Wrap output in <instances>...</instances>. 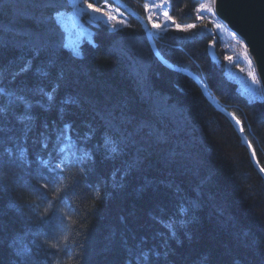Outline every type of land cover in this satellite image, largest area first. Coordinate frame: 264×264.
Listing matches in <instances>:
<instances>
[{"label":"trees","instance_id":"obj_1","mask_svg":"<svg viewBox=\"0 0 264 264\" xmlns=\"http://www.w3.org/2000/svg\"><path fill=\"white\" fill-rule=\"evenodd\" d=\"M65 1L0 3V87L8 94L0 97V152L26 147L29 161L16 175L0 174L3 186L13 185L0 187V264H144L141 253L147 264H264L255 242H264V177L230 120L191 77L155 57L138 23L114 33L93 27L96 46L84 43L82 56L73 58L60 48L58 25L46 19L65 10ZM196 6L172 0L173 21L195 24ZM171 34L161 38L162 57L203 74L264 167V98L249 99L228 79L218 42L219 61L211 59L209 31ZM37 35L39 56L32 51ZM29 60L31 70L21 73ZM57 84L51 110L35 106L48 104L36 89ZM20 96L34 104L30 132L17 119L25 111ZM69 97L75 103L64 104ZM63 122L72 124L80 151L58 152L55 131ZM45 131L52 136L47 149L39 142ZM106 139L117 152L104 151ZM85 148L95 163L81 174L76 156ZM37 157L63 159L65 173L57 179Z\"/></svg>","mask_w":264,"mask_h":264},{"label":"snow or ice","instance_id":"obj_2","mask_svg":"<svg viewBox=\"0 0 264 264\" xmlns=\"http://www.w3.org/2000/svg\"><path fill=\"white\" fill-rule=\"evenodd\" d=\"M4 0H0V3H3ZM18 2V0H16ZM66 3L68 7L63 11H57L55 12L51 17H48L46 19L54 21L59 27L61 31V38H60V48L61 49H67L70 53V55L73 58H79L82 56V51L80 48V44L83 40L84 33H77V28L81 27V18L83 14L88 13L90 15V21L89 26L90 27H99V22H103V26L110 30L111 32H117L122 30L124 27H128L129 25L126 24L125 19L120 18L118 20V16H122L120 13V6L113 8L112 4L120 5V0H95V3L89 2V0H66ZM172 3V0H160V3H157V0H151V3H144L143 7L144 9L149 12L148 20L152 21V16L156 14L157 9H166L168 6H170ZM215 3V0H211L209 3H204L201 5V7L198 9L199 12H212V4ZM36 7L41 6H49L47 4L40 5L36 4ZM70 9V11H69ZM165 19V21H173V18L169 15L167 10H164L160 13ZM215 15V13H213ZM37 20V22H43V18L41 17H33ZM198 19L203 20V16H199ZM116 24L112 23V21H117ZM215 28L223 31L227 25L222 23H217L216 21H211ZM152 27L156 29H161V25L157 24L155 22L152 23ZM175 27L177 30L187 31L188 29L195 28V24H187V25H180L175 24ZM166 30V27H165ZM87 32V30H85ZM88 35H93L92 32H87ZM233 37H237V33L233 31L232 33ZM77 35L80 37V39H73V36ZM36 41V46L33 47L32 51L35 56H39V54L44 50L43 44L41 43L42 37L40 36H34L32 37ZM90 46L95 47L94 41H88ZM226 59L228 61L233 60V56H226ZM51 62V61H50ZM249 64H251V60L248 61ZM32 68V62L31 60L27 61V63L24 64V66L20 69L21 73H26ZM243 70V69H242ZM39 71V69L37 70ZM43 75H47V73H42ZM249 76L252 79V83L256 85L257 87L260 86V81L257 80L256 76L253 73H249ZM59 85L57 84L51 91H45L44 88L40 87L36 89L37 94L41 95L43 98L46 99L48 102L47 105L43 102V100H37L35 101V106H38L42 108L44 111H50L52 108V105L54 104V93L56 91V88H58ZM207 86H205L206 88ZM8 95L4 88L0 87V97ZM18 101H20L25 111L21 113L17 119L18 121L24 125L25 132H30L32 128L35 126L37 117L32 113L31 109L34 107L33 102L25 99V97L20 96L16 97ZM64 104H71L75 103V101L72 98H66L63 101ZM5 113V109L3 107H0V116H2ZM61 120H63V115H61ZM236 124L241 125V121L239 119H236ZM45 129L48 128V125L45 123L43 125ZM241 131H243V127L240 128ZM0 132H3V128H0ZM73 126L69 122H63L62 125L58 126L55 131V139L56 141L61 145L58 148L59 153H64L66 150L71 151L73 148H76L77 151H80L79 147L76 143L73 141ZM92 133L88 132L85 133L82 139L87 140L91 137ZM52 139V136L47 133V131L41 133V140L39 141L40 144L43 146L44 149H47L49 146V141ZM113 142L106 139L105 140V146L104 151L108 152L111 151L113 153L117 152L116 147L109 148L108 145L112 144ZM246 144L250 145V142L245 141ZM49 155H52V153H49ZM72 155L75 156L76 153L72 152ZM253 158H255V150L252 152ZM38 163L43 166L45 169H48L51 167V170L56 173L57 179L59 177L63 176V174L66 171V166H64V160L61 159L59 164L53 163L51 160H45L42 157L36 158ZM76 159L80 162L81 166L79 168V172L81 174H84L86 171V165H90L95 163V157L93 156L92 152L87 150L85 148L81 155L76 156ZM28 161V149L26 147H17L15 151H13L10 148H6L3 150V152H0V174L6 173V172H13L14 175L16 173L14 172V169L21 168L23 165L27 164ZM261 173H264V167H261L259 169ZM3 186V182L0 181V187ZM43 187L47 188V184L43 185ZM56 191H59L57 188ZM183 212L184 209H181ZM173 235L175 233L173 232ZM256 244L259 246L260 251L262 254H264V242L260 241L259 239H256ZM52 247H56V245H52ZM141 258L144 262V264H147L148 262V254L147 253H141ZM139 264V260H138ZM201 264H204L202 261ZM236 264H240L239 261L236 262Z\"/></svg>","mask_w":264,"mask_h":264},{"label":"rangeland","instance_id":"obj_3","mask_svg":"<svg viewBox=\"0 0 264 264\" xmlns=\"http://www.w3.org/2000/svg\"><path fill=\"white\" fill-rule=\"evenodd\" d=\"M129 1L134 2V4L138 5L139 6L138 9L141 10L143 13L142 14L139 13V11L137 9H135L136 7L129 4L128 0H120V5L113 3L112 4L113 8L120 6V13L122 14V16H118V20L120 18H123V19H125L126 24L129 25L128 27H124L122 30L117 31V32H123L126 30L134 31V30H136L135 23H138L140 29L143 32H145V39L147 40V42L150 46V50L153 52L155 57H157L164 65L166 63L169 65V66H167V64H166L165 66H167L171 69H174L176 71L180 70L179 72H182L185 74V72L189 73L191 71H189L187 69L179 68L177 66H174L173 64H171L170 62H168L167 60H165L162 57V55L160 54V51H159L160 45L165 47L167 45V43L166 42L161 43V40H162L161 38L167 37V36L171 37L172 35H174V34H171L172 32L173 33H179V34H188L190 32H193L194 30H197V28H198V31L199 30L203 31V29L205 31H209V33H211L213 35V38H214L213 42L208 47L210 54H211V59L213 61H216V62L219 61L218 57L216 55L218 53V48L216 47V42H218V46L220 48V51L223 53L220 61L223 64V69H224V72L226 73V76L228 77V79H230V81L237 84L238 89L240 90L241 94L246 95L249 99L255 100V99L264 98V87H263L262 81L259 77L256 64H255V62H253L252 56L248 50V46L246 45L244 40L239 35H237V37H233L231 34L232 31L230 29H228L227 27L223 31H220V30L215 28L214 24L211 22L213 20L216 21L217 23L224 24L216 14L215 3L212 4V12L205 11V12L201 13L198 11V9L201 7L202 4L209 3V2H211V0H196L197 6L193 10V13H195L194 14L195 18L197 20V22L195 23L196 27L188 29L187 31L177 30L175 27V24H177V23H173L172 21H165L164 17L162 15H160V13L162 11L167 10L169 15L171 16V5L168 6L166 9L155 10L156 14L152 16V21H149L148 16L150 13L144 9L143 5L146 2L151 3V0H145L144 2H140V3L135 2L134 0H129ZM89 2L95 3V0H89ZM110 2H111V0H110ZM65 3H66V1H65ZM157 3H160V0H157ZM65 6H66V8L68 7L67 3ZM61 11H63V10H61ZM69 11H70V9H69ZM213 13H215V15H213ZM130 14L133 15L132 17H134V19H135V21L131 20L135 29L131 26L130 18H129ZM199 16H203L204 19L203 20L198 19ZM118 20L112 21V23L116 24L118 22ZM89 21H90V15L88 13L83 14V16L81 18V27H78L76 30L77 33H84L83 40L80 44V48L84 43H86L88 41H92L94 34L93 35L87 34V32L94 33L92 30L93 27L89 26V23H88ZM153 22L160 24L162 26L161 29L153 28L152 27ZM99 24L103 25V22L101 21V22H99ZM181 25L183 26V25H187V24H181ZM165 27H166V30H165ZM85 30H87V32ZM176 36L183 37L186 35H182V36L176 35ZM73 39H80V37L77 35H74ZM167 47H168V49L174 48L172 46L171 47L167 46ZM226 56H233V60L231 62L228 61L226 59ZM249 60H251V64L248 63ZM191 73H193V72H191ZM249 73H253L256 76L257 80L260 81L259 87H257L256 85H254L252 83V79L249 76ZM194 74L199 75L205 82V79H204L203 74L201 72H198V74L197 73H194ZM205 84L207 86V90H208L209 94L212 96L206 82H205ZM200 89H201V87H200ZM202 92H203V90H202ZM203 94H204V92H203ZM206 98L209 100V98L207 96H206ZM215 100L217 102H219L217 99H215ZM209 102L217 109V107L210 100H209ZM219 104H220V106H222V104L220 102H219ZM229 113H231V112H229ZM231 114H233V113H231ZM230 122H231V120H230ZM232 125L236 129V127L233 123H232ZM241 125H242V123H241ZM242 127H243V125H242ZM236 131L238 132L237 129H236ZM243 132H244V128H243ZM240 136H241V134H240ZM241 138H242V136H241ZM242 143L247 147V149L250 153L251 159H252V163H253V165H255L249 146L246 145L244 142H242ZM251 147H252V145H251ZM252 150H254L253 147H252ZM255 159H256V156H255ZM256 161H257V159H256ZM255 167L259 171V169L256 165H255ZM8 173L11 174V172H8ZM261 174L264 177V173H261ZM10 187H13V185L8 180L6 185L4 184L3 188L6 191H9ZM14 187L17 188L18 186H14Z\"/></svg>","mask_w":264,"mask_h":264},{"label":"water","instance_id":"obj_4","mask_svg":"<svg viewBox=\"0 0 264 264\" xmlns=\"http://www.w3.org/2000/svg\"><path fill=\"white\" fill-rule=\"evenodd\" d=\"M215 11L248 46L249 53L256 59L254 62L264 87V0H216Z\"/></svg>","mask_w":264,"mask_h":264},{"label":"bare ground","instance_id":"obj_5","mask_svg":"<svg viewBox=\"0 0 264 264\" xmlns=\"http://www.w3.org/2000/svg\"><path fill=\"white\" fill-rule=\"evenodd\" d=\"M215 5H216V0H215ZM216 14H217V12H216ZM218 15H219V12H218ZM217 15V16H218ZM225 25H227V28L228 29H230L229 28V26H228V24H227V22L223 19V18H221L220 19ZM231 30V29H230ZM232 31V30H231ZM233 32V31H232ZM252 60H253V62H254V60L256 61V59L254 58V57H252ZM189 74L197 81V83L200 85V87H201V89L203 90V92H204V94L209 98V100L217 107V108H219V109H221L223 112H225V114H226V116L231 120V122L235 125V127H236V129L238 130V132L241 134V136H242V142H244L245 143V141H248L249 142V140L247 139V136L245 135V133L243 132V131H241L240 130V128H241V126L242 125H237L236 124V116L235 115H233V114H231V113H229V111H227L224 107H222V106H220V104H219V102H217L210 94H209V92H208V90H207V87L205 88V86H206V84H205V82H204V80L199 76V75H196V74H194V73H191V72H189ZM261 76V75H260ZM262 78V77H261ZM246 144V143H245ZM246 145H248V144H246ZM251 145V144H250ZM249 146V145H248ZM250 148V150H251V154H252V152H253V150H252V147L250 146L249 147ZM252 157H253V155H252ZM253 160H254V163H255V165L258 167V169H260L261 167H260V165L258 164V162L256 161V159L255 158H253ZM13 202H16V204H17V199H13Z\"/></svg>","mask_w":264,"mask_h":264}]
</instances>
